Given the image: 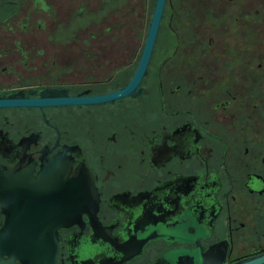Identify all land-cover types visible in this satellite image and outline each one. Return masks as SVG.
<instances>
[{"label":"flooded vegetation","instance_id":"obj_1","mask_svg":"<svg viewBox=\"0 0 264 264\" xmlns=\"http://www.w3.org/2000/svg\"><path fill=\"white\" fill-rule=\"evenodd\" d=\"M155 2L0 0V164L80 183L61 264L264 254V0H165L109 98Z\"/></svg>","mask_w":264,"mask_h":264},{"label":"water","instance_id":"obj_2","mask_svg":"<svg viewBox=\"0 0 264 264\" xmlns=\"http://www.w3.org/2000/svg\"><path fill=\"white\" fill-rule=\"evenodd\" d=\"M165 0H156L143 52L137 70L121 91L109 96L119 97L137 85L156 39ZM91 101L97 98L90 99ZM33 101L21 100V103ZM2 104L16 103L12 99ZM59 157L49 160V167L36 176L20 169H7L0 164V264H61L60 228L81 221V190L77 179H67L58 167ZM70 167V165H69ZM69 169V168H68ZM4 212L3 222L1 213ZM127 257V256H125ZM90 261H84L86 264ZM264 254L237 264H260Z\"/></svg>","mask_w":264,"mask_h":264}]
</instances>
